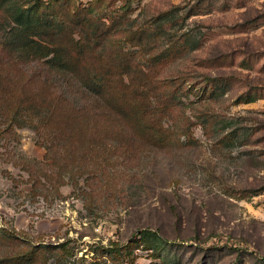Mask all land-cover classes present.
Masks as SVG:
<instances>
[{"label":"rangeland","instance_id":"1","mask_svg":"<svg viewBox=\"0 0 264 264\" xmlns=\"http://www.w3.org/2000/svg\"><path fill=\"white\" fill-rule=\"evenodd\" d=\"M10 2L38 4L67 43L74 12L114 25L83 61L132 64L161 102L142 133L0 48V264H264V0ZM21 100L49 125H9Z\"/></svg>","mask_w":264,"mask_h":264},{"label":"trees","instance_id":"2","mask_svg":"<svg viewBox=\"0 0 264 264\" xmlns=\"http://www.w3.org/2000/svg\"><path fill=\"white\" fill-rule=\"evenodd\" d=\"M0 14L2 15L0 19V48L11 59L23 64L42 62L54 78H59L64 84L75 85L81 91L82 99H92L99 102L104 108L114 111L123 120L137 122L141 125L142 133L150 130V127H144V124L147 119L157 113L159 108L156 105L161 102V98L150 88L143 87L138 90L134 87L137 81L147 82V74L142 75V72L135 70L132 64L122 63L119 59L113 61L116 70L104 65L102 57H98L92 67L90 63L87 64L86 61H83L86 51L101 48L103 53L106 52V48L103 46L111 37V29L114 28V25L103 29L94 20L83 15L81 11L71 13L73 18L70 24L71 29L79 28L81 35L78 40L73 39L67 43L61 40L66 26L57 24L43 16L38 4L26 9L10 2V0H0ZM140 38V35L137 36L138 40ZM122 55L128 56L127 53ZM160 60L156 59L153 63L150 61L149 64L156 65L160 63ZM82 67L86 68L85 74L80 72ZM123 76H127L129 84H125ZM117 79L122 82L121 87L115 85ZM212 81L215 80L209 82ZM109 99L115 101L114 107L108 105L107 100ZM255 99L254 96L247 95L245 102L251 103ZM131 100L133 103L140 100L145 103L133 106V103L129 104ZM12 110L13 113L8 116L9 125L13 123L19 124V126L28 124L36 132L41 126L46 128L49 125L50 111L48 109L42 110L35 104L21 100L19 104L15 103ZM150 233L149 231L141 232L138 242H146L147 249L156 251L158 250L156 240L159 237L157 234L151 233L153 239L149 240ZM22 258L30 257L25 254Z\"/></svg>","mask_w":264,"mask_h":264}]
</instances>
